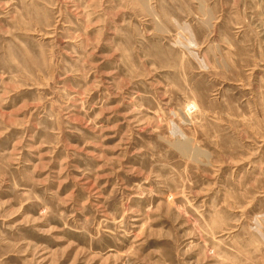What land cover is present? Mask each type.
<instances>
[{
	"label": "rangeland",
	"instance_id": "rangeland-1",
	"mask_svg": "<svg viewBox=\"0 0 264 264\" xmlns=\"http://www.w3.org/2000/svg\"><path fill=\"white\" fill-rule=\"evenodd\" d=\"M0 264H264V0H0Z\"/></svg>",
	"mask_w": 264,
	"mask_h": 264
}]
</instances>
